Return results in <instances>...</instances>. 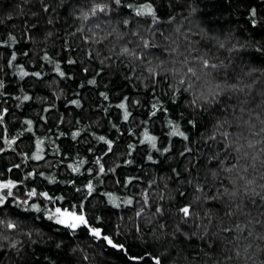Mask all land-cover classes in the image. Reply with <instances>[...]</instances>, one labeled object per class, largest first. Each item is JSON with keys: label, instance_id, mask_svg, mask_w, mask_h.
Listing matches in <instances>:
<instances>
[{"label": "trees", "instance_id": "obj_1", "mask_svg": "<svg viewBox=\"0 0 264 264\" xmlns=\"http://www.w3.org/2000/svg\"><path fill=\"white\" fill-rule=\"evenodd\" d=\"M53 4L54 0H0V81L4 84V88L0 89L2 93L0 114L5 116V122L0 124V128L4 130L5 136H11L16 141L11 148L0 141V144L7 149L0 152V168H4L5 165L10 168L20 164L21 167L16 169L15 173L6 172V177L18 180L25 173L38 170L46 176L54 175L55 179L60 181L59 188L65 189L57 191V184H50L43 177L35 181L30 179L19 184L18 189L14 190L17 192L16 199H27V191L30 187H35L38 191L51 190L50 194L65 196L71 200L73 193L67 190L64 181L71 180L77 174L71 173L66 167L67 163L72 162L70 157L78 156L87 160L88 157L93 156L94 151L100 148V143L92 139L93 134L108 136L117 134L115 129L110 128V124L119 121V128L122 130L128 128V124L122 120L121 110L114 107L120 102L122 96L142 100V106L133 108L136 122L145 118L150 109L149 101L154 99L151 93L146 92L144 83L139 81L130 83L123 78L124 73L129 71L126 59H114L103 67L99 65L98 60L90 62L88 50L83 43L87 34L71 35L77 27L82 26V21L76 19L71 9L54 7ZM249 5L253 9L258 8L260 13H264V0H190L187 3L175 0V6L171 0H155L159 27L175 38L180 45L184 43L181 33L191 29L200 34L192 36V39L200 40L197 47L202 53L235 66L238 65L245 73L255 69L254 76H245L241 79L243 74L235 73L227 83H235L242 89L232 93L234 98L239 97L240 100H244L246 94L250 92L249 104L245 108L246 110L255 108L257 112H260L257 105L261 97L257 95V92L264 91V77H261V83L256 84L254 88L248 86L252 85L256 77L264 73V56H259L257 53L254 57L251 54L253 49L249 48L247 50L249 54L244 56L242 61L237 59L229 61V56L235 58L242 54L229 52L227 43L225 48H218L216 39H213V37H219L222 40L225 36L231 35L233 43L236 40L249 44L254 39L264 41V28L258 27L250 32L246 27L249 23ZM45 7L50 8L51 11L45 12L43 10ZM77 7L87 11L89 5L82 0L81 5ZM193 7L196 8L195 13L191 12ZM130 11V9L125 10V18H131L127 15ZM79 14L77 12L76 16ZM114 26L117 27L118 32L129 31L119 25ZM148 26L150 25L136 24V28L141 32H144ZM178 27L180 32L176 31ZM203 33L207 35L201 39ZM129 39H135V37L125 35L116 43L119 45ZM9 53L16 55L15 61H11ZM45 56L59 63L61 70L66 72L67 78L61 80L55 71V65L45 60ZM69 59L76 60L77 64L69 65L67 63ZM7 61L11 63H6ZM84 68L88 71H83ZM21 69L29 72L30 75L22 78L19 74ZM33 72L41 73V77L31 75ZM95 72H100L101 75L94 77L92 74ZM92 78L99 82L98 86H81L86 79ZM164 89L165 85L161 84L155 91L162 94ZM102 92L109 93V100L103 99L100 95ZM24 95L32 99L24 101L22 99ZM185 97H188L187 93ZM73 100L79 101L81 107L70 103ZM161 102L167 105L168 98L163 97ZM181 108H187V99H184ZM179 111L180 109H177V114ZM239 114L237 110L236 115L239 116ZM25 120L32 121L30 132L29 125L24 124ZM129 123H133L131 118ZM149 127L161 139H167L162 135L166 129L161 126L160 121H157L155 126L149 124ZM76 131L81 133L83 139L78 138L75 141L71 139V133ZM203 133L202 126L200 134ZM189 135L192 136L193 147L198 149L195 156L186 158L177 155L182 147V144L177 141L174 151L167 159L157 155L156 158L162 161L161 163L150 164L140 150L139 155L133 153L135 163L124 170L125 178L129 175L141 177L139 185L141 189L151 183L155 177L169 176V170L172 168L180 171L181 181L185 176L193 181L191 185L185 182L177 183L176 180H169L167 186L160 183L159 189L154 194V202L167 209L163 217L153 216L141 222L134 218L132 211L113 209L110 204L100 202L99 198L89 205L91 216L101 219V223L97 226L107 230L108 235L114 236L123 244V251L112 249L107 245L101 247L102 241L93 240L90 235L83 233L76 237L71 234L65 235L63 232L58 233L47 220L36 218L33 222L32 217H38L39 214L28 213L24 208H15L12 205L10 207L19 212L20 216L12 217L8 212L6 215L11 219L20 220L23 227L20 234L12 238L17 242V248H11L6 241L4 247L0 249V264H136L131 257H143L139 264H146V262L150 264V255L159 256L163 264H205L207 260L205 248L207 253H211L214 257L220 256L222 246L219 240H216L214 246L209 248L206 244L207 240H201L196 235L200 233V228L195 227V223L207 213V206L194 202L190 193L195 184L194 178L204 177L208 173L200 164V154L206 149L201 148L197 143L199 141L197 130L192 128ZM37 139L45 141L42 148L47 162L27 159L29 153H35ZM125 139L136 143L135 136H126ZM90 148L93 151H89ZM57 149L59 152H56ZM123 150L122 145L121 151ZM61 154L64 156L63 163H59ZM117 178L115 176L109 178L107 184L101 185V190L116 192L119 189L121 195L130 194L119 185H113V179ZM181 189L189 195H178ZM161 195L165 196L162 201L159 199ZM189 202L192 203L196 216L193 222L181 225L187 235L180 232L173 235L176 228V213L173 209ZM257 204H260L259 199ZM261 210L264 211V208ZM219 213L223 215L222 212ZM22 217H28V219L23 220ZM217 223L218 219H213V225ZM141 224L143 233L137 230ZM160 224H165L166 228L161 229ZM33 229L31 236L24 234ZM209 231L214 232L215 228L211 227ZM224 235H231L234 238L236 233H224ZM188 236H191V239ZM57 243L60 247L56 246ZM208 264H212V261L208 260Z\"/></svg>", "mask_w": 264, "mask_h": 264}, {"label": "snow or ice", "instance_id": "obj_2", "mask_svg": "<svg viewBox=\"0 0 264 264\" xmlns=\"http://www.w3.org/2000/svg\"><path fill=\"white\" fill-rule=\"evenodd\" d=\"M85 2L89 5L87 11L77 7L81 5L82 0H54L53 6L71 9L76 19L82 21V26L77 27L71 35L79 33L84 36L87 34L83 43L88 50L87 55L90 62L98 60L99 65L103 67L114 59H126V66H128L129 71L124 73L123 78L130 83L133 81L144 83L146 92L151 93L154 99L149 101L150 109L145 118L136 122V118L133 116V108L134 106H142V100L122 96L120 102L114 107L121 110L122 120L128 124V128L123 130L119 128V121L112 123L110 128L115 129L117 134L113 136L93 134L92 139L100 143V148L98 151H94L93 156L88 157L87 160L78 156L70 157L72 162L67 163L66 167L70 169L71 173L77 175L71 180L64 181V183L67 190L73 193L71 200L65 196L52 195L50 194L51 190L38 191L35 187L29 188L26 193L27 199H16L17 192L14 190L18 189L19 184L30 179L35 181L43 177L48 183L57 184V191H64L65 189L59 188L60 181H57L54 175L46 176L38 170L29 171L18 180L7 178L5 173H15V170L21 167L20 164H15L10 168L7 165L0 168V177H3L0 178V249L4 247L6 241L11 248H17V242L12 238L20 234L23 225L20 220L11 219L6 215L8 212L12 217L20 216L19 212L10 207L14 205L15 208H24L28 213L39 214L38 217H32L33 222L36 218L47 220L58 233L63 232L65 235L71 234L74 237L83 233L90 235L93 240L102 241L101 247L107 245L112 249L123 251V244L117 241L114 236L108 235L107 230H102L101 227L97 226L101 223V219L91 216L89 205L99 198L100 202L110 204L113 209L132 211L134 218L141 222L145 218L150 219L153 216L163 217L167 209L154 202V194L159 189L160 183L167 186L169 180H176L177 183L185 182L191 185L193 181L188 180L186 176L181 181L182 174L180 171L172 168L169 170V176L155 177L151 183L146 184L141 189L139 188L141 177L129 175L125 178L124 170L135 163L133 153L139 155L140 150L143 151L146 161L150 164L161 163L162 161L156 158L157 155L167 159L174 151L177 141L182 144L177 155L186 158L195 156L198 149L193 147V139L189 135L192 128H195L199 134L197 143L201 148L206 149L200 154L199 160L208 173L204 177L194 178L195 184L190 193L194 202L207 206V213L196 221L195 227L210 230V225H213L214 212H222L223 216L231 215V211L225 208L221 201H227L226 192L231 188L230 177L223 174L232 173L234 169L240 167L238 157L233 154L237 133V126L233 121L234 118H240L236 113L237 110L242 112L243 107L242 103H238L237 98H234L232 93L242 91V89L235 83H227L229 79L233 78L236 66L202 53L197 47L200 40L192 39V36L200 34L191 29L181 33L184 37L183 45L166 34L159 27L155 0H85ZM171 2L175 6V0H171ZM181 2L187 3L190 0H181ZM126 9L131 10L127 13L131 17L130 19L125 18ZM43 10L45 12L51 11L48 7ZM195 11L196 8L193 7L191 12L195 13ZM77 12L80 13L78 16H76ZM145 17L150 19H141ZM136 24L150 26L141 32L136 28ZM114 25H119L129 29V31L127 33L118 32ZM246 27L250 32L258 27L264 28V13H260L258 8L253 9L249 5V23ZM176 31L180 32L179 27ZM125 35L135 37V39L125 40L117 45L116 42ZM206 35L203 33L201 39ZM12 39L14 40V38ZM213 39H216L218 48H225L227 43L229 52L242 54L235 58L229 56V61L233 59L242 61L243 57L249 54L247 51L249 48L253 49L251 54L254 57L257 53L259 56H264V41L254 39L249 44L236 40L233 43L231 35L225 36L222 40L219 37H213ZM9 55L11 61L16 60L14 53H9ZM44 59L55 65V71L61 80L67 78L66 72L61 70L59 63L47 56ZM11 61L6 63H11ZM67 63L75 65L77 61L69 59ZM82 70L88 71L87 68ZM19 74L22 78L30 75L23 69L20 70ZM31 75L37 78L41 77L39 72H33ZM92 75L95 77L101 73L95 72ZM98 83L95 78L86 79L81 86L91 85L95 87L98 86ZM161 84L165 85L162 94L155 91ZM2 88H4V84L0 81V89ZM185 93L190 98L185 97ZM100 95L103 96L104 100H109V93L102 92ZM163 97L168 98L167 105L161 102ZM22 99L27 101L32 97L24 95ZM184 99H187L186 109L181 108ZM70 103L76 107H81L79 101L73 100ZM177 109H180L179 114H177ZM130 118L133 123H129ZM157 121H160L161 126L166 129L162 135L167 139H161L149 127V124L155 126ZM4 122L5 116L0 114V124ZM24 124L29 125L28 131L30 132L32 121L25 120ZM202 126L204 133L200 134ZM85 135H87V131H85ZM126 136H135L136 143L125 139ZM78 138L83 139L79 131L71 133L73 141ZM0 141L7 144L9 148L16 144L11 136H5L2 128H0ZM44 143L43 139H37L35 141V153H29L27 159L47 162L43 155L42 145ZM122 145L124 146L123 151H121ZM141 146H143L142 149ZM6 150L0 144V152ZM89 151H93V149L90 148ZM56 152H59V149ZM129 157L132 158L129 159ZM63 161L64 156L61 154L59 163H63ZM113 176L118 177L113 179V185H119L121 189H125L130 194L121 195L119 189L116 192L101 190V185L107 184V180ZM210 178H215V184L209 182ZM132 189L139 190L131 191ZM177 194L180 196L189 195L182 189ZM159 199L162 201L165 196L161 195ZM173 211L176 213V228L173 235L177 232L187 235L181 225L193 222L196 213L192 208V203L182 204L174 208ZM22 219L26 220L28 217H22ZM232 223L235 224V221L233 220ZM219 226L223 227L222 224ZM159 227L164 229L166 225L160 224ZM137 230L143 233L142 224L137 227ZM33 232L34 229L24 234L31 236ZM226 233L231 234L232 231L227 230ZM196 235L199 236V233ZM188 238L191 239V236ZM227 238L231 239L232 237L229 235ZM206 244L209 247L208 241ZM56 246L60 247V244L57 243ZM205 253H207V248H205ZM131 259L139 264L143 257H131ZM150 264H163V261L159 256L150 255Z\"/></svg>", "mask_w": 264, "mask_h": 264}, {"label": "clouds", "instance_id": "obj_3", "mask_svg": "<svg viewBox=\"0 0 264 264\" xmlns=\"http://www.w3.org/2000/svg\"><path fill=\"white\" fill-rule=\"evenodd\" d=\"M235 73H242L241 79L255 75V71L245 73L238 65ZM261 77H264V73L256 77L248 87L254 88L261 83ZM257 95L261 97L257 105L260 112L255 108H245L249 104L250 92L244 100L237 97L243 111L239 114L240 118H234L233 121L237 126L233 154L238 157L240 167L232 173L223 174L230 177L231 188L226 192L227 201H221L231 211V215L223 216L219 212L214 214L212 219H218L217 225H210L215 228L214 232L200 228L198 237L207 240L209 248L214 246L216 240L222 246L218 257L205 253V264H208V260L212 264H264V211L261 210L264 208V91H258ZM209 182L215 184V178H210ZM221 224L223 227L219 226ZM227 230L235 232V237L228 239L224 235Z\"/></svg>", "mask_w": 264, "mask_h": 264}]
</instances>
